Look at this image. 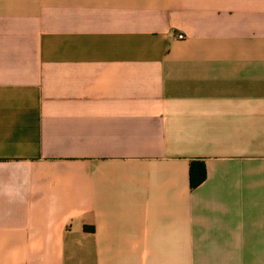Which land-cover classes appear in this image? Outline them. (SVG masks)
<instances>
[{
    "label": "crops",
    "instance_id": "0c3cea01",
    "mask_svg": "<svg viewBox=\"0 0 264 264\" xmlns=\"http://www.w3.org/2000/svg\"><path fill=\"white\" fill-rule=\"evenodd\" d=\"M0 264H264V0H0Z\"/></svg>",
    "mask_w": 264,
    "mask_h": 264
},
{
    "label": "trees",
    "instance_id": "16d2710c",
    "mask_svg": "<svg viewBox=\"0 0 264 264\" xmlns=\"http://www.w3.org/2000/svg\"><path fill=\"white\" fill-rule=\"evenodd\" d=\"M204 172L201 171L200 176L198 178V180L194 181L193 177H192V172H191V166H190V186L193 187L195 185V183H199L202 182L204 180Z\"/></svg>",
    "mask_w": 264,
    "mask_h": 264
},
{
    "label": "built area",
    "instance_id": "2783aa9c",
    "mask_svg": "<svg viewBox=\"0 0 264 264\" xmlns=\"http://www.w3.org/2000/svg\"><path fill=\"white\" fill-rule=\"evenodd\" d=\"M178 39H182L183 37L182 36H177Z\"/></svg>",
    "mask_w": 264,
    "mask_h": 264
}]
</instances>
